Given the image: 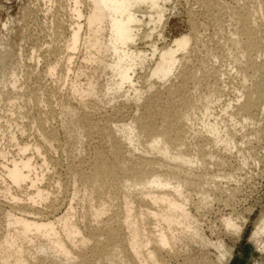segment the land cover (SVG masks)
Segmentation results:
<instances>
[{
	"label": "bare ground",
	"instance_id": "1",
	"mask_svg": "<svg viewBox=\"0 0 264 264\" xmlns=\"http://www.w3.org/2000/svg\"><path fill=\"white\" fill-rule=\"evenodd\" d=\"M167 1L44 0L46 14L70 18L66 38L54 39L44 51L53 57L43 73L57 82L44 98L38 90H22L19 73L35 72L20 71L17 55L3 72L12 53L0 52V108L13 107L0 125L6 132L0 139V264H168L180 255L196 264L231 259L233 247L220 235L207 236L199 216L223 192L236 191L217 180L231 178L233 171L220 174L208 165L226 169L227 154L236 149L234 126L253 122L264 109V63L258 60L264 45L256 21L264 0H232L231 6L202 0L209 12L224 8L227 14L226 29L216 19L214 33L222 39L216 48L202 39L194 21L187 33L158 47L150 38L165 20ZM59 19H51L56 37L64 22ZM201 50L207 58L228 55L238 76L235 101L219 104L217 115L212 107L224 94V72L206 68L197 57ZM142 70L145 84L137 86ZM198 137L214 148L199 146ZM236 151L240 169L245 154ZM56 153L68 160L61 177L54 174ZM259 160L264 162V154ZM62 203L65 209L53 214ZM219 221L224 235L239 238L246 220L228 213ZM248 241L264 252V214ZM192 245L201 251L196 259L186 254Z\"/></svg>",
	"mask_w": 264,
	"mask_h": 264
},
{
	"label": "rangeland",
	"instance_id": "2",
	"mask_svg": "<svg viewBox=\"0 0 264 264\" xmlns=\"http://www.w3.org/2000/svg\"><path fill=\"white\" fill-rule=\"evenodd\" d=\"M220 1L225 2L227 5L230 4V6L233 5L232 0L229 1L220 0ZM240 1H241L240 4L251 3V0H240ZM47 5L48 3L44 2V0H0V47H1L0 52L3 53V50H6L5 52L7 53L8 50L12 53L11 56L7 57L4 63L5 66L4 65L2 66L3 72L5 70H8L9 67L16 64L14 63L15 58H13V55L14 54L17 55L16 57L21 58L17 62L18 65L20 66L21 64V66L24 67V68L19 67V69L22 68L20 69V71L25 70L27 67L28 70L35 72L28 77L24 76L23 71L22 73H19L20 76L19 83L23 82L22 90L25 92V94L26 93L29 94L32 91L38 90L37 92H39V95L41 97L43 96L46 97L50 88H54L55 85L57 84L54 78L47 77L43 73L46 66V61L48 60V58L50 60L53 57L52 53L50 54L44 52L45 48L48 45H50L49 43L54 39L55 41L61 42L62 39L66 38L67 35L66 31H68V22L70 23L69 20L70 18L67 15H64V13L62 12H60L59 15L57 12L53 13L54 15L51 13L46 14L45 7H47ZM165 6H166L165 20L163 19L164 21L160 23L161 25L159 24V26L154 31V34L150 38L152 41L156 42L158 47L169 44L174 37L180 34L187 33L190 30V24L193 21H194L193 23H195L196 26L199 25L198 28L201 31V36H203L202 39L204 41L206 40L205 42L207 43V45L209 43V46L213 48H216L217 45L219 46L220 41H222V39L219 34L215 35L214 33L217 28L215 24H217L216 19L219 20L221 18L220 20L223 22L224 28L225 29L227 28L228 19L224 8L223 10L222 8L220 10L218 9L214 10L213 13L209 12L208 9H206V5L202 2V0H168ZM57 15L60 16V19L57 18L58 17ZM256 16H257L256 21L258 23V29L260 31L259 34H262L263 37L262 45H264V7L262 8L261 13H258ZM51 19L52 22L55 21V19H59V20L64 19L62 20L64 22H62L61 35L59 37H56L55 32L52 31L54 27L51 25L52 23ZM144 27L140 28L141 31L147 28L146 26ZM156 31H158L159 34L158 33L156 34ZM216 41L219 43H217ZM141 46H142L141 44L137 45V47H141ZM44 53H46V57L43 56ZM197 57L198 59L204 60V65L206 66V68H211L212 66H214L216 69L221 68L220 71L224 72L223 77L225 78V84H226L223 92L224 94L221 95L220 100L217 101L215 104H213L212 107L213 112H215V114L216 113L218 114L220 113L219 110L222 104L228 101H233V102L235 101L236 91L233 89V87H236L239 81L237 79L238 76L235 74L234 69L232 68L233 62L231 58L224 53L219 54V57L217 58L214 57L207 58L205 55V51L203 50L197 53ZM79 60L80 57L79 54H77L73 61V65L74 66H76V64L78 65ZM258 60H261L260 62L264 63L263 61L264 55H262L260 59L258 58ZM144 70L145 72H147V69ZM144 70L139 71L140 75H138L139 73L137 74L138 76H141V78L139 77L138 79L139 82L137 83V86L138 85L143 86V84H145L144 82L145 72L142 74ZM1 72L2 70L0 69V75ZM136 78L138 77L136 76ZM205 87L206 86H204L203 83L200 86V91L205 90ZM66 88L67 86H65V89ZM64 91H67V89L63 90L62 92ZM57 97L58 96H56V98ZM30 104L32 105L33 102ZM219 104L221 106H219ZM1 107L2 108H0V123H1L0 125L5 123V120H7V116L11 113V111L9 110L11 107L9 108V106L7 107V105H2ZM131 108L132 109L130 110L134 109L133 106ZM263 114H264V109L263 110L260 109L255 115L256 118L255 120L253 119V122L250 121L251 123L249 122L244 126L240 124L234 126L235 135H237L235 136L236 149L241 148L242 153L245 154L243 155L247 161V162L245 161L244 166H241V168L238 169L237 166L241 159L240 157L241 155L237 156L238 152L236 151L235 148L234 150H232L233 151L231 153L232 155L227 154V156L229 155L228 157L230 158L226 156L228 158L227 163L229 164V166L227 165L226 169L217 170V168L215 167L216 168L215 169L214 166H212L211 164L208 165L210 170H215V172L218 171L220 172V174L224 172L233 171L231 172L233 175L231 178H223L222 175L217 177V180L221 181L222 186L236 189V191L234 190L235 192L231 193L233 195L230 196V194L228 193L230 191L223 192L222 195L220 194L221 196L217 197V200L216 198L213 199L209 203L208 207L204 209V211L202 210L201 215L199 216L201 227L207 236H211V238H215L217 235H220L222 238H224L227 246L233 247L232 257L227 264H255V263L264 264V252L259 253V251L255 248L254 244L248 241L249 235L254 227V223L261 215L264 214V162L262 161L259 162L260 161L259 156L264 154V115ZM196 115L199 116V111H196ZM223 117H225L224 120L227 119V115L226 116L224 115ZM193 125H195L193 127H195L196 129L198 128L202 129L198 121H196V124L194 121ZM8 126L9 125L5 127H7V129L9 130L13 129L12 127L9 128ZM5 133L3 134L0 132L1 134L0 139L3 135L5 136ZM203 135H205V133H203ZM58 136H59V141L63 142L62 141L63 135L62 134L60 135L59 132ZM198 138H197L198 140L197 142L199 146L202 143L201 145H204L205 146L204 148L206 150L212 149L213 147L212 143L209 144L205 143L204 141H202L203 137L202 138L198 137ZM3 142H6V139L5 141L2 139L1 143ZM84 150H87L86 146H84ZM84 150H83V154L85 155L88 152L87 151L84 152ZM245 151H247V153ZM246 155L248 158L246 157ZM54 156L55 158H57V160L59 159L58 162L60 161L56 167L57 169L55 168L54 170L56 171L54 174L55 175L57 174L56 176H60V177L64 176L65 174L64 166L66 165L68 160L65 156L61 155V153L60 154L56 153ZM226 194L229 195L230 197L227 196ZM197 196L198 195L193 194L192 198L194 200H197ZM65 205H66L65 203H62L61 208L57 209V212L55 211L56 213L54 212L53 214L61 213L65 209L66 207ZM194 210L195 209L192 208V212L195 214ZM228 213H232V214L234 213V215H238L241 218L243 217L246 220L244 223L243 232L241 233L239 238H237L236 236H232L230 234L224 235L223 234L224 232H222V229L220 228L221 226H220L219 218L223 214L226 215ZM239 220L241 222L242 219L239 218ZM189 247L190 248L187 247V249L189 250L186 249V254L188 252H191L190 253L191 259L192 257L196 259L201 255L200 254L201 251H199L195 245ZM187 256H189V253L187 254ZM167 263L196 264V262L188 263V261L183 260V256L181 257V255L176 258L174 257L169 258Z\"/></svg>",
	"mask_w": 264,
	"mask_h": 264
}]
</instances>
